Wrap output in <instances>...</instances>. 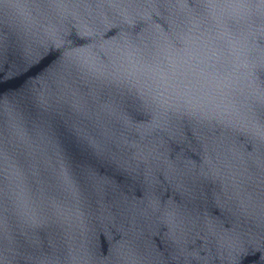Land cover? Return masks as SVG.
<instances>
[{"label":"water","instance_id":"water-1","mask_svg":"<svg viewBox=\"0 0 264 264\" xmlns=\"http://www.w3.org/2000/svg\"><path fill=\"white\" fill-rule=\"evenodd\" d=\"M0 264H264V0H0Z\"/></svg>","mask_w":264,"mask_h":264}]
</instances>
